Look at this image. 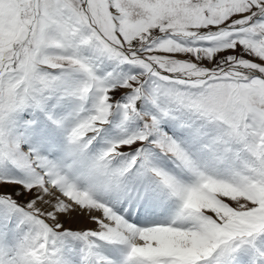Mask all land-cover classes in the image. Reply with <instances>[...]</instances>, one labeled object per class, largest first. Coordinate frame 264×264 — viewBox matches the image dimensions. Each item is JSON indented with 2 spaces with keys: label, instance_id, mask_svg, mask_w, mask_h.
<instances>
[{
  "label": "snow or ice",
  "instance_id": "snow-or-ice-1",
  "mask_svg": "<svg viewBox=\"0 0 264 264\" xmlns=\"http://www.w3.org/2000/svg\"><path fill=\"white\" fill-rule=\"evenodd\" d=\"M0 264H264V0H0Z\"/></svg>",
  "mask_w": 264,
  "mask_h": 264
}]
</instances>
